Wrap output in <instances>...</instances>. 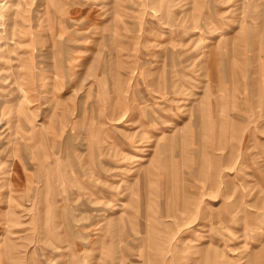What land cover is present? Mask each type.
Instances as JSON below:
<instances>
[{
	"label": "rangeland",
	"instance_id": "1",
	"mask_svg": "<svg viewBox=\"0 0 264 264\" xmlns=\"http://www.w3.org/2000/svg\"><path fill=\"white\" fill-rule=\"evenodd\" d=\"M0 264H264V0H0Z\"/></svg>",
	"mask_w": 264,
	"mask_h": 264
}]
</instances>
